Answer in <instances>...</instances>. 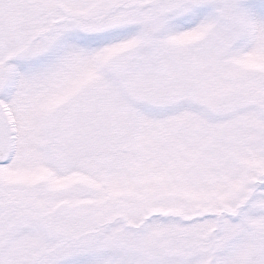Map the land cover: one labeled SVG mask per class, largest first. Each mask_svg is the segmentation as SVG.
Instances as JSON below:
<instances>
[{"label":"snow or ice","instance_id":"obj_1","mask_svg":"<svg viewBox=\"0 0 264 264\" xmlns=\"http://www.w3.org/2000/svg\"><path fill=\"white\" fill-rule=\"evenodd\" d=\"M0 264H264V0H0Z\"/></svg>","mask_w":264,"mask_h":264}]
</instances>
